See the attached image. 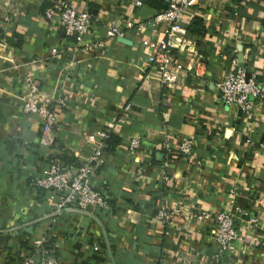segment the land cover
I'll list each match as a JSON object with an SVG mask.
<instances>
[{
    "label": "crops",
    "instance_id": "obj_1",
    "mask_svg": "<svg viewBox=\"0 0 264 264\" xmlns=\"http://www.w3.org/2000/svg\"><path fill=\"white\" fill-rule=\"evenodd\" d=\"M70 1L93 15L89 37H103L111 23L122 27V37L106 38L96 51L71 52L56 20L43 19L42 5L0 0V264H19L30 241L40 237L51 244L56 264H263L264 94L251 100L248 122L223 103L216 85L238 67L240 45L245 70L264 89V0H199L186 8L180 26L186 32L198 19L203 31L194 26L176 40L165 62L176 77L169 88L160 84L156 63L146 61L150 50L141 45L163 39L165 23L152 17L167 0L159 10L132 0ZM127 21L132 28H124ZM26 75L41 95L65 100L49 129L20 110ZM110 121L114 141L104 142L91 178L107 208L91 210L94 217L53 215L30 176L59 154L75 163L92 148L86 136ZM165 134L170 151L164 155L159 145ZM131 137L142 142L138 153L127 148ZM181 137L193 141L188 155L177 150ZM164 161L165 179L159 172ZM232 186L235 206L244 213L235 217V227L248 216L257 223L242 253L215 260L214 223L198 221L194 213L221 209Z\"/></svg>",
    "mask_w": 264,
    "mask_h": 264
},
{
    "label": "built area",
    "instance_id": "obj_2",
    "mask_svg": "<svg viewBox=\"0 0 264 264\" xmlns=\"http://www.w3.org/2000/svg\"><path fill=\"white\" fill-rule=\"evenodd\" d=\"M43 6L41 14L45 21L56 20V25L62 29L69 38L68 50L74 52L78 49L96 51L100 49L106 38L122 37L123 29L118 24L111 23L105 26L103 37H89L88 31L93 15L86 9H78L70 0H34ZM144 0H132L133 6L143 5ZM199 0H167L165 7L153 17V22H164V37L158 41L143 40L141 45L150 52L146 55L147 63H156L159 74V82L164 87H171L176 77L172 68L166 67L165 62L170 58L169 54L174 50L176 40H182L185 29L180 26L179 20L183 11L194 5ZM240 1V0H237ZM133 24L127 21L124 28H132ZM139 27V26H138ZM137 27V28H138ZM51 54L57 55L55 49ZM236 59H232L235 64ZM23 82L27 88L24 101L20 110L26 115L38 118L42 129H49L55 123V111L65 107L63 97H58L53 102L40 94L32 78L26 75ZM217 90L225 105L234 106L242 111L246 121L250 122L253 117L251 100H259L263 97V86L254 81L252 77H245L244 71L239 67L227 72L217 83ZM114 121L107 122L100 129L86 136L87 142L92 146L88 153L77 157L75 163H66L58 157L47 158L39 168L30 176V186L42 195V199L50 206L53 215L62 211H73L94 217L91 210L106 209L107 201L99 189L91 183L95 168L100 163L104 140L114 129ZM250 132V130H249ZM249 140L246 138L245 140ZM193 141L187 137H181L177 144V150L181 154H190ZM127 148L131 152L138 153L142 148V142L131 137L127 142ZM159 148L167 154L170 151V136L164 135ZM77 156V154H75ZM166 162L161 166L160 174L166 178ZM143 168L139 165L135 168V174L140 176ZM235 187L228 189L225 203L216 212L206 210L196 211L194 217L198 221L212 220L214 228L211 235L213 244L212 258L222 259L231 254L242 253L246 246L245 237L257 223L256 217H245L239 229L234 225L235 217L244 214L235 206ZM89 206L90 209L86 210ZM176 209H172V214ZM160 217L166 218L165 211L160 212ZM178 229V227H176ZM31 251L24 256L19 264H56V257L49 252V244L46 237L32 239ZM235 256V255H234ZM112 264V263H110Z\"/></svg>",
    "mask_w": 264,
    "mask_h": 264
},
{
    "label": "trees",
    "instance_id": "obj_3",
    "mask_svg": "<svg viewBox=\"0 0 264 264\" xmlns=\"http://www.w3.org/2000/svg\"><path fill=\"white\" fill-rule=\"evenodd\" d=\"M163 2H164L163 0H144L143 4H146L150 7H153L159 10V7ZM194 26H196V29H195L196 31H201V32L203 31V26L201 25V22L198 19H192L186 26V32L187 30L194 32V28H193ZM113 137L114 136L111 133H109L108 137L104 140V142L108 144L111 140L114 141ZM57 157L66 163H70V164L72 163V159H69L67 155L59 154Z\"/></svg>",
    "mask_w": 264,
    "mask_h": 264
},
{
    "label": "water",
    "instance_id": "obj_4",
    "mask_svg": "<svg viewBox=\"0 0 264 264\" xmlns=\"http://www.w3.org/2000/svg\"><path fill=\"white\" fill-rule=\"evenodd\" d=\"M119 41L124 42V43L126 42L125 39H123V38H119ZM237 48H238V51H239L238 54H237V57H236V59H237V66L244 71V75L247 78L250 75H249V73L244 68V64H243V60H242V55L240 53V45H238ZM89 209H90V207L87 206L86 207V210H89ZM261 261L264 264V253L261 256Z\"/></svg>",
    "mask_w": 264,
    "mask_h": 264
}]
</instances>
